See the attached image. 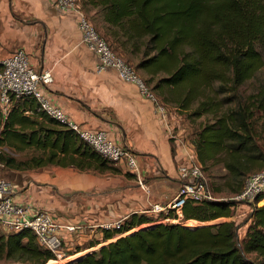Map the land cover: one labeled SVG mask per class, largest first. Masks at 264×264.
I'll return each mask as SVG.
<instances>
[{"label": "trees", "instance_id": "obj_1", "mask_svg": "<svg viewBox=\"0 0 264 264\" xmlns=\"http://www.w3.org/2000/svg\"><path fill=\"white\" fill-rule=\"evenodd\" d=\"M92 1L101 8L104 22L128 39L147 37L137 68L166 72L152 88L164 102L178 103L181 111L197 103L189 117H215L196 136L197 158L204 169L222 162L229 172V190L240 192L247 175L264 166L251 125L255 109H264V90L249 103H242L239 94L245 81L264 66V0ZM59 125L39 110L32 96L19 98L7 115L0 111V163L19 169L48 164H72L82 170L113 168L74 130ZM1 147L16 151L35 147L45 154L18 162ZM232 206L226 200L187 201L177 223L133 213L120 225L103 228L108 242L72 264H264V205L253 210L242 247L232 220L184 224L229 217ZM147 222L153 224L140 227ZM252 253L255 259L249 257ZM56 257L40 246L31 230L5 231L0 226V263L47 264Z\"/></svg>", "mask_w": 264, "mask_h": 264}, {"label": "crops", "instance_id": "obj_2", "mask_svg": "<svg viewBox=\"0 0 264 264\" xmlns=\"http://www.w3.org/2000/svg\"><path fill=\"white\" fill-rule=\"evenodd\" d=\"M80 7L88 16L82 0ZM78 22L76 11H61L54 0H0V56L23 48L35 68L51 69L54 82L45 91L52 102L82 128L105 130L126 146L147 186L141 188L137 174L124 163H109L114 169L105 170H82L72 164L8 167L18 172L10 181L14 201L32 213L50 210L58 224L78 228H60L64 241L74 233L98 236L106 224L172 200L180 187L179 166L197 158L180 116L167 110L160 95L156 94L164 112L115 69L97 71L99 57L83 42ZM31 149L33 155H42V150Z\"/></svg>", "mask_w": 264, "mask_h": 264}, {"label": "built area", "instance_id": "obj_3", "mask_svg": "<svg viewBox=\"0 0 264 264\" xmlns=\"http://www.w3.org/2000/svg\"><path fill=\"white\" fill-rule=\"evenodd\" d=\"M54 2L59 10L76 11L78 14L82 40L99 57L98 72L109 68L115 69L123 80L134 83L143 96L153 101L160 111H165L164 104L139 75L137 69L115 51L100 34L92 20L81 9L80 0H54ZM53 82L52 70L35 68L31 55L23 48L17 49L8 56H0V111L3 115H7L16 100L24 96H32L38 103L39 110L47 113L62 126L74 130L84 142L107 161L115 164L124 163L129 171L137 174L141 188L147 189L138 173L137 159L126 146L111 139L105 130L82 128L70 119L63 109L52 102L45 89ZM26 113L29 114L30 111ZM0 165L3 164L0 163ZM178 170L180 187L174 198L167 203H152L146 210L147 213H153L160 222H180L183 219V207L187 201L201 203L225 200L215 195L198 158H190L188 162L181 164ZM12 196L11 182L0 178V226L6 231L31 230L36 234L40 246L60 256L64 239L59 229L64 227L72 232L78 228L73 225L58 224L53 212L47 209L29 212L27 207L14 201ZM226 201H232V207H235L236 202L242 201L253 208L264 202V169L249 173L242 190ZM121 223L106 224L104 228L118 226Z\"/></svg>", "mask_w": 264, "mask_h": 264}, {"label": "rangeland", "instance_id": "obj_4", "mask_svg": "<svg viewBox=\"0 0 264 264\" xmlns=\"http://www.w3.org/2000/svg\"><path fill=\"white\" fill-rule=\"evenodd\" d=\"M82 2L85 11L88 13V17L92 20L93 24L100 32V34L111 44V46L115 51H117L128 63H130L132 66H134L137 69L139 75L147 82V84L151 88H153L154 84L159 80V78L166 75V72L160 70L157 71L156 73H152L151 69L137 68V64L144 58V49H145L144 40H146L147 37L138 38V39L136 38L128 39V37L124 35L123 31H120L117 27H113L107 24L106 22H104L102 14L100 12L101 8L94 5L92 0H82ZM263 90H264V66L259 71H257L252 78L246 80L245 83L240 87L239 94L241 97V102L242 103L253 102V100L255 99V97L253 96H255L256 94H258ZM155 93L158 96L160 95L158 91H155ZM174 95L176 96L177 94L174 93ZM161 99L163 100V97H161ZM165 103L167 106V110L170 109L172 113L180 116L182 129L184 130L186 134V138L189 140L191 144H193V142L195 141L196 136L200 131V129L202 128V126L207 122L214 121L215 117L213 115L205 114L200 117H189L187 115L190 114L196 108L197 103H195L189 111H181V109L178 107V103L175 102H165ZM235 103L236 102L231 104L234 105ZM251 125L253 128L255 142L259 147V149L261 150V152H263L264 154V109H259V108L255 109L254 116L251 119ZM31 148H28L24 151H16L8 147H1V150L5 151L7 155L13 156L18 162H20V161L29 160L33 156H41L40 154L33 155L34 151H32L33 149ZM41 153L42 155L45 154L44 152ZM109 163L114 165L121 164V163L115 164L113 162H108V164ZM263 169L264 166L259 169L258 168L255 169L253 172ZM204 171L217 197L221 199L229 200L234 196V193H231L227 185V183L230 180L229 172L224 167L222 162L217 161L213 164H210L206 166ZM17 175L18 172L15 171L14 169H9L5 165H0V178L12 181V179H15ZM262 205H264V202L258 204V206H262ZM254 209L255 208H253L246 202H242V201L236 202L235 207H232V214L229 217H221L216 220H212L210 222L188 220L187 222H184V224L187 226H199L204 224H213L217 222H222L224 220L225 221L232 220L236 223L237 242L239 246L242 247L243 239L245 238L248 227L251 223V214ZM141 213H145L146 215H148L149 217H151L153 220L156 221V217L153 213H147L146 211L140 212V214ZM157 222L160 221L158 220ZM157 222H154V224H156ZM163 223H175V222L173 221V222H163ZM152 224L147 222L140 227L145 228V227H149ZM136 229H138V227L132 229L129 232L123 233L122 235L129 234L135 231ZM118 236L119 235H117L116 237ZM93 242H100L102 244L99 243L98 246L96 245L94 248H89V246ZM107 242L108 241H105L103 239V232L99 233L98 236L93 235L91 238H87V237L82 238L78 234L74 233L64 241L61 255L57 256L55 259H52L55 261L51 263L48 262L47 264H67L71 260H75L87 253L99 249L102 245L106 244ZM78 250H81L82 252L79 253ZM77 251L79 254L76 253ZM249 257L255 259L256 254L252 253L249 255ZM0 264H10V263L1 262Z\"/></svg>", "mask_w": 264, "mask_h": 264}, {"label": "water", "instance_id": "obj_5", "mask_svg": "<svg viewBox=\"0 0 264 264\" xmlns=\"http://www.w3.org/2000/svg\"><path fill=\"white\" fill-rule=\"evenodd\" d=\"M150 227V226H149ZM145 228H147V227H145ZM81 257H79V258H77V259H75V260H71V261H69L67 264H72V263H74L76 260H78V259H80Z\"/></svg>", "mask_w": 264, "mask_h": 264}]
</instances>
